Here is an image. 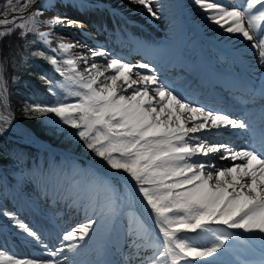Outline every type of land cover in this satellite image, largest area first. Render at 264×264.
<instances>
[{
  "label": "snow or ice",
  "instance_id": "snow-or-ice-1",
  "mask_svg": "<svg viewBox=\"0 0 264 264\" xmlns=\"http://www.w3.org/2000/svg\"><path fill=\"white\" fill-rule=\"evenodd\" d=\"M142 5L153 16L152 0H130ZM33 0H6L0 11V37L20 30V36L37 32V17L42 13L25 12ZM206 18L229 34H238L257 50L264 64V0H246V6L230 7L218 0H194ZM11 12V17L6 12ZM49 26L79 24L54 16L43 21ZM50 32H38L45 44H51ZM77 45L61 41L52 51L57 56L46 59L63 77L56 88L62 89L64 99L52 104L26 105L25 112L39 116L52 114L59 123L75 129L84 146L111 170L127 174L135 182L138 193L146 202L154 223L162 235V242L153 240L147 225L138 217H131L127 237L136 255L141 250H152L140 264H182L190 260H207L214 257L233 239V234L211 227L224 225L227 229L245 233L264 234V143L260 149L236 150L228 144L210 141L207 136L196 133L211 129L231 127L246 129L247 123L214 111H206L186 102L179 94L157 80L155 74L135 72V68L148 69V64L132 65L118 58L106 59L104 70L95 60L107 57L104 50L89 49L92 62L83 55H71ZM82 47H87L83 45ZM33 55L44 56L43 52ZM85 65L79 71V64ZM2 63V62H0ZM106 72L112 74L106 75ZM87 73V74H85ZM133 74L138 79H133ZM41 79L46 77L41 76ZM126 87H121V83ZM49 92L57 96L52 82ZM131 89V94L127 95ZM154 92L155 96L149 95ZM68 96L76 102H65ZM158 97V99H157ZM192 122L188 127L184 117ZM222 152L221 158L230 157L231 167L216 168L198 159L211 153ZM196 157L197 159H193ZM207 170V174L205 172ZM95 176V173H93ZM115 179V178H113ZM93 184L97 191L83 204L105 218L115 215L118 200L131 199V194L118 197L109 179L96 178ZM80 206V201H74ZM13 218L14 214L3 212ZM97 220L91 219L63 235L68 241V250L75 252L93 230ZM18 227L28 236L40 241V236L27 224L18 222ZM210 233V242L200 245L185 233ZM47 248V245H43ZM63 249H57V253ZM57 253H50L55 256ZM67 259V257H65ZM0 264H61L58 260L42 262L38 259H20L0 252Z\"/></svg>",
  "mask_w": 264,
  "mask_h": 264
},
{
  "label": "bare ground",
  "instance_id": "bare-ground-1",
  "mask_svg": "<svg viewBox=\"0 0 264 264\" xmlns=\"http://www.w3.org/2000/svg\"><path fill=\"white\" fill-rule=\"evenodd\" d=\"M218 2L230 7H243V5L240 4V0H218ZM32 6L33 3L27 8L26 12ZM152 7L154 11L161 14L162 20L154 21L151 17L152 14L149 13L142 5L131 3L130 0H47L45 2V5L42 7L43 10L41 12L42 15L40 20L47 21L54 16H60L66 20L74 18L83 21H89V23L97 31V33L101 34L100 38H102L103 40L105 39L108 44L114 45L118 48L114 51L116 55L126 57L128 59L133 58V55H137L144 60L153 62L155 68L160 72H162L166 68H170L172 69L171 72L174 71L173 77H176L178 81H181V79H188V81L192 83V86L196 88L197 91L205 90L204 93L211 95V91H206V89L213 88V86L210 88V84L215 85L217 83H223L226 86L230 85L228 86L229 91H231L229 93H234V98L233 96H230V98L232 97L234 99L232 100L231 107L239 113L237 105L245 104L246 106H248L247 113L255 115V117L261 119L260 123L262 122V125H264V89L254 91L249 87V81L251 77L255 74V72L261 65L257 50L250 47L251 42L244 40L238 34H229L219 28V26L209 21L206 18V13L194 3V0H152ZM105 9L111 12L112 18L106 14ZM112 9L120 11L126 18L125 20L123 19L124 27L115 24L117 23V20ZM6 15L11 17L12 13L9 11L6 12ZM44 27L45 32L51 33V35L48 37V39L51 41V44H47L50 48H57L58 44L61 41L68 43L67 40L62 36L66 31V28H64L62 24L49 26L44 23ZM81 28L83 29V31L94 35V33L91 32L89 28H86L85 26H82ZM189 31H192L191 36L187 35V32ZM157 37L166 38L167 40H165L166 42L160 44L157 43L158 41H156ZM179 41H181L182 48L192 51V54L194 56H199L194 69L191 71L188 70V72H186V74H184L183 76H179V74L181 73L179 71H187L186 63L184 62V60L179 59L178 55L175 53V49L177 47V44H179ZM95 44L98 43L95 42ZM121 47H127L129 49V52L125 53L120 49ZM71 51L74 54L84 53V50L78 47H74ZM87 58L89 60V63H91L92 58ZM222 65H232V69L235 72H233L232 75L225 74L222 69ZM79 68L84 69L85 65L81 62L79 64ZM105 74L109 75L110 72H106ZM190 75L192 77H190ZM1 79L2 78L0 75V95L4 98V84L1 82ZM228 80H230L232 83H228ZM121 87L126 86L121 83ZM126 94L130 95L131 89H129ZM190 100L196 102L204 101L198 97L193 96L190 97ZM222 105H224L223 102ZM208 106L215 107L216 104H208ZM244 115L245 114H243L242 118H244L243 121L246 123L248 120ZM10 121L16 127V129L19 130L22 134H25L28 139H32L34 143L36 142V145L41 149L42 153L45 154L43 163L33 165L31 172L28 175V179L35 184L38 182L41 183L43 181H47V183L55 181L50 190H45L44 186L40 184L41 187L43 186L39 193L41 200H44V197L49 200L50 198H52L53 201H56V204L58 205L57 209L59 210V213L63 218L62 221L69 218L67 212L68 209L74 211L72 217L68 219V221L77 222L76 214L85 209L83 204L87 201V195H89L92 190L93 193L97 191L93 184V169L88 167L87 171L84 174L81 173L80 168L76 165L75 161H70L66 158L67 150L64 147L54 146L45 139L39 138L27 125L18 123L14 120V118H11ZM252 128H254V124L251 125L250 129ZM198 136H207L210 141L218 144H223V142H221L219 139L213 138L206 134ZM53 152L55 153V155L52 154V156L54 157H50L48 153ZM222 155H224V153L217 152L211 153L207 157L200 156L198 157V159L206 162L207 164L214 163L216 168L231 167L234 163H238L234 161L230 162L231 160L228 158L222 160L220 157ZM193 159L197 158L194 157ZM49 164H52V167H49ZM95 165L98 166L99 169H101L98 178L106 179L104 167L99 163H95ZM206 174L207 170L205 172V175ZM33 178H36L37 180L35 179L34 181ZM71 180L72 183L68 193H65V191L63 192L62 189L56 185L57 183L59 184ZM124 181L128 185H130L131 180L124 179ZM80 184L81 188H85L82 196L72 195L70 192L77 189V186H79ZM8 189L11 192L15 193L17 190V186L13 182H11L8 183ZM132 189L136 191L140 197L139 211L142 216L132 210L126 211L121 215L119 220L110 230L109 239L111 238L110 242L112 243L113 248L109 250L107 256L112 251L115 253L119 250L118 246L113 243V237L115 236H117L118 238L123 236L124 241H126V244L123 245V247L128 248V255H131L134 253V251H136L135 248L130 246L131 242L127 237V226L130 218L133 216L138 217L147 225L153 240L162 242V239H160L162 238V235L159 233V229L154 223V216L151 214V211L149 210L146 202L143 200L138 191L133 187ZM15 198L16 199L14 202V206H16V208L18 209L17 211L21 214L20 216H24L26 219H28L33 224V226H36L49 233L48 237L50 240V244L55 242L57 232H53L51 228H49V224L45 223V221L41 217V213H39L38 207L35 205V201L27 199L26 196H19V194L15 196ZM74 201H80V206H76V204H74ZM35 207L38 212L35 211ZM93 213L94 212H92V210L90 209L86 211V215L89 214V216H92L91 214ZM141 217H143V219ZM6 219H8V217L0 215V226L9 229L10 227L7 226H11L12 224H10ZM10 219L17 222L15 223V225H18V222H22L15 215ZM102 222V224L100 222V226L102 225V228L106 227L105 229L107 230L112 225L113 221L109 217L107 220H102ZM11 223L13 222L11 221ZM217 227L218 230L232 233L234 237L233 239L240 240L238 242H243L242 239L235 238L241 230L233 229L232 231L230 229H227L224 225L220 224H218ZM0 236H2L1 230ZM158 236H160V238ZM89 239L90 238L88 237L85 238V240ZM192 239L197 243L200 242V244L208 241L207 237L200 238L199 240V238L196 237V234H193ZM209 239L211 240L214 238L212 237ZM247 239V241H250L251 243L259 244L260 246L264 247V234L253 233ZM99 244L100 238L90 240L86 246L76 249L75 252H71L69 250L62 251V254H68L70 256L65 262L61 264H88V262L91 261L95 256V253L97 256L101 254V250L94 252L96 251L95 249ZM30 252H28L27 255L30 254V256L36 257L40 255L39 253H35L34 255H32ZM140 252H142V250ZM262 253L264 254V251H262ZM151 254L152 250L149 249L143 256L148 257V255ZM229 255L230 253L221 254V256H225L228 258L233 257V255H230V257ZM118 258L119 254L116 255V259ZM125 258L126 257L124 256H120L121 264H140L141 260L143 259L142 258L139 261H136L135 259L133 260L131 258L130 261H128ZM95 263L96 260L92 262V264ZM261 263L262 261L259 259L252 262V264ZM98 264H107V262L103 263V260L101 259ZM108 264H110L109 261ZM198 264L228 263L207 258V260H203Z\"/></svg>",
  "mask_w": 264,
  "mask_h": 264
},
{
  "label": "rangeland",
  "instance_id": "rangeland-1",
  "mask_svg": "<svg viewBox=\"0 0 264 264\" xmlns=\"http://www.w3.org/2000/svg\"><path fill=\"white\" fill-rule=\"evenodd\" d=\"M46 1L47 0H37L34 4V7L31 8L27 13L35 12L37 10L42 12V10H43L42 7L45 5ZM5 2H6V0H4L2 2L3 6L5 5ZM245 3H246V0H241L242 5H244ZM2 10H4V9H2ZM113 11H114V14L117 18V21H118L117 23H119L120 26L124 27V23H123L124 21H122L124 16L121 15L122 13L120 14L119 13L120 11L118 12L116 10H113ZM106 13L110 17L111 12L109 13V11L106 10ZM157 13L155 15V19L159 20V18H161L160 20H162L161 14H159V13L157 14ZM116 14H119L122 17V19L117 17L118 15H116ZM40 18H41V15L36 18L38 21L37 30H38V32H45L44 23H43V21L40 20ZM111 18H112V16H111ZM125 19L126 18L124 17V20ZM11 26L12 25L0 26V31H3V30H5L6 27H11ZM191 34H192V31L187 32L188 36H191ZM156 41H158L157 43H160V44H162V42H163V40L160 37H158ZM42 43L45 45L43 40H42ZM99 43L101 45H104L105 41L103 39H100ZM179 45H180V43H179ZM45 47L52 51V49H50L47 44L45 45ZM178 48L179 47H177L175 49V53L178 54L179 59L187 62L188 69L192 70L194 63L196 62L195 59L193 57H190V55L181 54V52L178 50ZM0 62H1V60H0ZM261 65L249 81V84H250L249 87L251 90L258 91V90L264 89V64L261 63ZM3 72H4L3 65H2V63H0V75L3 79L4 84H5L6 83L5 82V75L3 76ZM58 94H59L60 99L65 98V94L63 93L62 89H59ZM67 98H69V96ZM67 98H66L65 102L68 101ZM245 107L248 110V106L245 105ZM28 113H30V112H28ZM246 114H247V111H246L245 115ZM6 116H7L6 106L3 104L2 99L0 98V131L6 133L5 131L7 130L8 132H12L15 135H17V137L20 138L21 140L27 139L28 137L25 136V134H22L19 130H17L16 127L11 123V121L10 120L8 121L6 119ZM43 118H45V120H53L54 119V117L51 116L50 114L43 116ZM9 119H11V117H9ZM28 140H30V139H28ZM30 141L33 142L32 139ZM52 154L55 155L54 153H48V155L50 157H54V156H52ZM69 154H71V153H69ZM44 156H45V154L42 153V151L38 150L37 155L32 159H28L25 164H21V163L16 162V161H8V160H3L2 164H0V215H3L2 213L5 211L13 213L15 216H17L20 219V221H22L24 224H27L32 230L36 231L38 233V235L40 236V241H41V242H37L34 238L28 236L25 232H23V230H21L18 227V225H15V223H17V222H15L14 220H11L8 217V219H6V220L10 224H12L11 226H7V227H10L9 228L10 230L6 227L0 226V230L2 231V236H0V252H4L6 255L15 256L16 258H20V259H38L42 262H46L48 260H58L61 263H63L67 260V259H65V257L68 258L70 256L68 254H62V251L57 253V249H61V248L65 249V250L68 249L67 245L69 242L63 240L64 233H66L68 231L67 229L77 227L83 223H87L91 219H95V220H97V223L93 226V230L90 232V234L88 236V238H90V239L84 240L82 242L77 241L76 243H78L80 245L78 247V248H80V247L86 246L90 240H95V239L100 238V244L97 245V247L95 249L96 251H94V250L93 251L97 252L98 250L99 251L103 250V253L98 255V256L95 253V256L92 258V260L94 259L93 261L96 260L95 264H98L101 261V258H104V255L107 256L106 253H109V250H111V248H113L112 243L110 242V240L108 238L110 229L113 227L114 223H116L119 220L121 215L124 214L126 211L133 209L132 211H135L137 213L139 212L140 197L137 196V193H135L134 191H131L129 189L127 191L126 190H119L117 188L116 184H114L113 178L115 175L113 174V172L106 170V171H104L106 173V179L111 180V182L115 188L116 195L118 197L124 196L125 194H131L130 200H126V201L118 200L117 201V203H118L117 213L110 217L113 221V225L110 226V229H107V230L105 229L106 227L102 228V225L100 226V222L102 224L103 223L102 220H107V219H105L99 213V211L91 214L92 216H89V214L86 215V210H83L80 213H77V222L76 221L75 222H69V223H66V225H65L64 222H66V221H64V222L61 221L63 218L61 217L62 215H60L59 210L57 209L58 205L55 202L53 204H49L47 201L41 200V197L39 194L41 191V188L43 186H44L45 190H47V189L50 190L51 185H52L51 182L47 183V181H43L41 183L38 182L35 184V183H32L28 179V175L31 172L32 166L35 164L36 165L42 164L44 161V158H45ZM66 158L70 161H75L76 165L80 168V171L83 174L87 171L89 166L90 167L94 166V163L91 162L90 160H87L86 162H81L78 159V156H76V155L71 154V156H67ZM49 167H52V164L51 165L49 164ZM92 169L94 170V171L92 170V174L95 173V176L93 175L94 179L98 178L100 171H98L95 168H92ZM35 179L36 178H33L34 181H35ZM11 182H13L17 186V190L15 193L11 192L8 189V183H11ZM52 182H55V181H52ZM71 183H72V180L71 181H65V182H62L59 184L57 183L56 185L59 188L63 189V192L64 191L68 192L69 188L71 187ZM40 184L43 186L41 187ZM73 187H74V185H73ZM77 187H78L77 189H75L74 191H72L70 193L72 195H75V196H77V195L82 196L83 192L85 191V188L84 189L81 188V184ZM18 194H19V196L20 195L26 196L27 199L35 201V205L38 207L39 213H41V215H42L41 217L43 218L45 223L49 224V228H51V230L53 232H57L58 237L57 236L55 237L56 243L53 242L52 243L53 245L50 244L47 241V239L44 237V235L42 234V229L33 226V224L28 219H26L24 216H20L21 214L17 211L18 209L16 208V206H14V202L16 199L15 196H17ZM94 194H95V192L93 193V190H92L89 193V195H87V199ZM38 210L35 207V211L38 212ZM67 212H68L69 218H71L73 215V211L68 209ZM10 220L13 223H11ZM115 220H117V221H115ZM17 221H18V219H17ZM217 225L218 224L211 225V227L218 230ZM230 230L233 231V229H230ZM242 233H244V232L241 230L238 233V235H236L235 238H238V239L240 238L243 240V242H238L240 240H236V239H230L228 244L225 246L224 250L222 249L219 253L215 254L214 257H209V259L211 258L212 260L221 261V262L224 261V262H227L228 264L229 263H231V264H240V263L241 264H252L253 261L259 259L262 261L261 264H264V254L262 253V251H264V247L260 246L259 244H251V242L247 241L248 239L245 238L242 235ZM193 234H196V237L199 238V240H200V238H203V237L208 238V241H205L203 244H200V242H198V244H200V245L208 244L210 242L209 238H212L210 233H201L198 231V232H195ZM193 234L185 233L183 235H186L192 239ZM115 242L118 243V240L115 239ZM45 244L47 245V248H45L43 246ZM98 246H100V247H98ZM28 252H30L32 255H34L35 253L36 254L39 253L40 255L37 257L36 256H30V254L27 255ZM119 252H120V250H119ZM50 253H57V254L55 256H52ZM121 253H122V251H121ZM224 253H230V255H233V257H230V255H229L230 258L225 257V256H221V254H224ZM117 254H118L117 252L114 253L112 251L106 257V259H108L110 264H121L120 263V261H121L120 255H119V258L116 259ZM122 256H123V254H122ZM143 257L144 256L139 258V260L142 259ZM131 258L132 257H130L128 259V261H130ZM132 259L134 260V258H132ZM92 260L89 261L88 264H92V262H93ZM139 260H137V261H139ZM251 260H253V261H251ZM201 261H203V260H190L188 262H182V264H198Z\"/></svg>",
  "mask_w": 264,
  "mask_h": 264
},
{
  "label": "trees",
  "instance_id": "trees-1",
  "mask_svg": "<svg viewBox=\"0 0 264 264\" xmlns=\"http://www.w3.org/2000/svg\"><path fill=\"white\" fill-rule=\"evenodd\" d=\"M0 0V10L4 9ZM20 30L13 34L0 37V60L3 65L5 82L8 89L10 107L17 118L29 125L39 135L53 143L64 144L74 151L98 158L87 149L75 130L59 123L48 125L36 114L25 112L26 105L47 104L54 101L49 92V83L58 79L54 66L46 59L49 55H33L40 53L41 44L36 32L20 36ZM41 76L46 77L41 79ZM73 130V131H72ZM69 132L72 135H68ZM36 150L19 140H8L0 133V163L3 160L24 161L27 157H34Z\"/></svg>",
  "mask_w": 264,
  "mask_h": 264
}]
</instances>
